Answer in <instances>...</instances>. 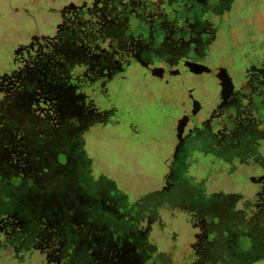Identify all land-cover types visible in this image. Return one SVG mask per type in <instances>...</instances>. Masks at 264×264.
Here are the masks:
<instances>
[{"label": "rangeland", "instance_id": "rangeland-1", "mask_svg": "<svg viewBox=\"0 0 264 264\" xmlns=\"http://www.w3.org/2000/svg\"><path fill=\"white\" fill-rule=\"evenodd\" d=\"M228 260L264 264V0H0V264Z\"/></svg>", "mask_w": 264, "mask_h": 264}, {"label": "flooded vegetation", "instance_id": "flooded-vegetation-1", "mask_svg": "<svg viewBox=\"0 0 264 264\" xmlns=\"http://www.w3.org/2000/svg\"><path fill=\"white\" fill-rule=\"evenodd\" d=\"M213 9V8H212ZM176 12H179L178 10ZM203 16V15H202ZM193 21V22H192ZM200 24H197V20L194 21V19H191L189 16H183L182 20H179L177 23H175V26L172 27V29H168L167 27H165L163 25L162 22H160L158 24V26L156 27V31H158V34L160 35V38L162 41L168 43L170 42V46L168 47V50H165V53L159 54L156 52V50L153 47H145L142 50H139L138 54H135V58L136 57H143V58H147L145 56L146 52H149L148 49H150L151 53L156 57H160L163 55H168L169 57L167 58L168 61H171V65L175 63L174 59H179V58H189L190 57V53L193 56H197L199 57V53L201 51V49L206 46L209 42V34H210V28L212 27V25L209 23V18H206L203 16V18L200 15ZM152 31L155 32V29H152ZM177 34V37H175L173 39V41L170 40L171 35H175ZM202 34L203 38L200 39L199 35ZM189 49V50H187ZM127 55H123L122 61H120L121 63L118 65L117 70L116 71H123L127 69V63H128V58L126 57ZM171 56H173V58H171ZM104 60L106 62H110L112 60V58H104ZM108 62V63H109ZM247 83L249 81V78H246ZM225 95V93L220 92L218 95V99H220L219 96ZM244 99H242V97H239V99L236 100V104L238 103H242ZM224 115V113H223ZM246 133L249 131L248 128L245 129ZM61 214H66V212H61ZM106 215V214H105ZM64 216V215H63ZM143 239V237H141ZM144 242H147L144 239ZM138 246V245H137ZM129 248H131L129 250V252L127 253L126 256H130V257H134L135 253L137 251L138 254H140V252L143 255V251H140L139 248L136 247V245L133 246H129ZM138 249V250H137ZM129 257V258H130ZM228 261H225V264H229Z\"/></svg>", "mask_w": 264, "mask_h": 264}, {"label": "trees", "instance_id": "trees-1", "mask_svg": "<svg viewBox=\"0 0 264 264\" xmlns=\"http://www.w3.org/2000/svg\"><path fill=\"white\" fill-rule=\"evenodd\" d=\"M14 204H15V207H17V206H22V205H23V204H22V205H19L18 202H17V203H14ZM12 206H13V205H12ZM58 212H59V211H57L55 208L52 209V212H51V213H54V214H53V218H56L57 214H59ZM56 219H57V218H56ZM56 219H55V220H56ZM243 253H245V251H244ZM243 253L241 254V256H242V258L240 259L241 261H242L243 258H244V254H243ZM238 264H240V263H238Z\"/></svg>", "mask_w": 264, "mask_h": 264}]
</instances>
